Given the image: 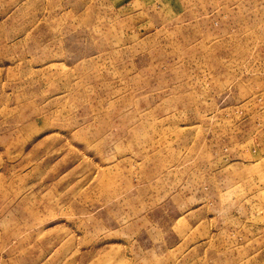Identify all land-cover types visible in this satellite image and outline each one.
Returning <instances> with one entry per match:
<instances>
[{
    "label": "rangeland",
    "instance_id": "rangeland-1",
    "mask_svg": "<svg viewBox=\"0 0 264 264\" xmlns=\"http://www.w3.org/2000/svg\"><path fill=\"white\" fill-rule=\"evenodd\" d=\"M0 264H264V0H0Z\"/></svg>",
    "mask_w": 264,
    "mask_h": 264
}]
</instances>
